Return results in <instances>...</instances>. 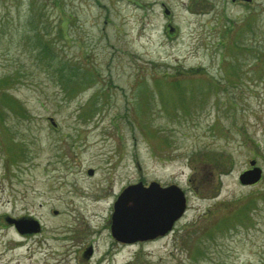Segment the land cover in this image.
I'll return each mask as SVG.
<instances>
[{
	"label": "rangeland",
	"instance_id": "374dc122",
	"mask_svg": "<svg viewBox=\"0 0 264 264\" xmlns=\"http://www.w3.org/2000/svg\"><path fill=\"white\" fill-rule=\"evenodd\" d=\"M159 1L0 0V215L40 226L15 262L264 264V0H163L168 20ZM138 181L177 185L185 211L116 244ZM16 236L0 222V249Z\"/></svg>",
	"mask_w": 264,
	"mask_h": 264
},
{
	"label": "water",
	"instance_id": "95a60500",
	"mask_svg": "<svg viewBox=\"0 0 264 264\" xmlns=\"http://www.w3.org/2000/svg\"><path fill=\"white\" fill-rule=\"evenodd\" d=\"M234 1V0H232ZM249 1V0H247ZM165 13L169 10L165 8ZM250 167L239 176L241 184H254L262 175L256 160L249 161ZM92 175L93 169H87ZM186 207L184 192L175 184L162 186L150 181L128 184L117 195L110 216V232L115 240L132 243L145 241L164 235L171 230L173 223L183 214ZM20 230L35 231L39 227L36 219L17 220ZM91 251L87 250V254Z\"/></svg>",
	"mask_w": 264,
	"mask_h": 264
},
{
	"label": "flooded vegetation",
	"instance_id": "af4514ba",
	"mask_svg": "<svg viewBox=\"0 0 264 264\" xmlns=\"http://www.w3.org/2000/svg\"><path fill=\"white\" fill-rule=\"evenodd\" d=\"M128 1H134L138 2L139 0H128ZM249 2L247 0H236V2ZM160 5L163 7L162 10L164 12L165 9V1L161 0L159 1ZM165 18L168 20L172 14L169 13L165 14ZM169 21L165 24L166 28L170 27ZM34 217L30 215H12L8 213H3L0 215V222L7 228L9 227L17 236L16 237H10L4 239V241H21V242H10V247H3L0 249V264H22L21 261L15 262V260H18L17 257L24 256V252L21 250V246L24 245V241H27L29 238L37 234V231L40 230V226L35 231H29V230H20L19 227L16 224V221L18 220H27V219H33ZM36 219V218H35ZM4 243V242H3ZM116 244H122L116 241ZM124 244V243H123ZM22 249L25 251V248L22 247ZM21 251V252H16Z\"/></svg>",
	"mask_w": 264,
	"mask_h": 264
},
{
	"label": "trees",
	"instance_id": "16d2710c",
	"mask_svg": "<svg viewBox=\"0 0 264 264\" xmlns=\"http://www.w3.org/2000/svg\"><path fill=\"white\" fill-rule=\"evenodd\" d=\"M41 35V34H40ZM40 35H37V39H39L40 43L41 44V53L43 54H47V56H50L51 57V52L53 51L51 46H50V42L47 40V39H41V36ZM46 40V41H45ZM255 47H251L249 46V49H254ZM255 50H257L258 52L256 53V56L255 58L257 60L261 59V57H263L264 55V47L263 48H255ZM260 53H261V56H260ZM263 53V55H262ZM45 56V55H44Z\"/></svg>",
	"mask_w": 264,
	"mask_h": 264
}]
</instances>
